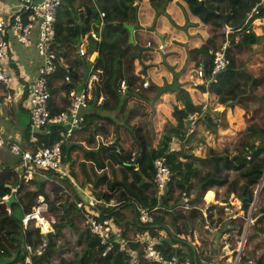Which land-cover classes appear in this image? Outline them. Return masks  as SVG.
I'll list each match as a JSON object with an SVG mask.
<instances>
[{
    "label": "trees",
    "instance_id": "obj_1",
    "mask_svg": "<svg viewBox=\"0 0 264 264\" xmlns=\"http://www.w3.org/2000/svg\"><path fill=\"white\" fill-rule=\"evenodd\" d=\"M94 3L96 7L93 3L84 4L88 14L84 24H77L73 19L64 21L58 16V58L69 66L73 83H64L67 70L58 62V69L50 78L49 89L53 97L62 93L65 98L61 99L59 106L52 100L51 110L53 114L68 110L70 91L79 89L90 76L92 64L87 57L98 52L95 70L103 73L95 93L96 100L92 103L95 112L87 116L86 125L90 129L94 119L98 120L99 111L114 113L131 102L129 122L97 126L107 134H102L104 138L100 134L91 135L87 142L90 149L74 138L63 148V163L69 165L70 178L62 182L75 198L73 202H70L69 195H66L64 203L53 200L45 191V183L34 181L35 191L21 185L18 201L10 208L12 215L8 214L6 203L0 205V264H27L22 220L32 212L39 197L47 203L56 223L55 232L46 236L34 222L27 228V240L33 246L48 242L47 251L34 258V264H130L128 255L119 249L120 241L126 239L123 234H118L117 229H125L126 232L129 225L128 221L123 222L120 209H131L136 214V223H133L140 233H150L155 237H161L162 232L167 233L169 238L160 239L158 249L167 257H177L181 264L215 262L220 251L216 247L218 238L210 239L213 233L206 230L208 226L211 230L218 229L230 235L229 241L235 249L247 229V242L239 264H258L259 260L264 264V114L254 122L248 119L246 129L238 134L235 141L220 148L210 147L204 158L198 157L188 151L186 144L194 143L199 131L188 134L186 118L190 113H200L202 107L193 103L178 81L181 75L198 68L204 69L208 78L213 67V54L227 39L223 30L231 28L232 48L228 50L231 65L219 75L218 83L200 88L211 93L217 105L228 106L239 100L238 106L247 113L264 111V94L262 98L257 95L256 80L247 72L240 73L234 57H231L234 50L240 51L258 42L251 26L255 20L264 22V8L251 19L248 17L261 0H94ZM101 13H105L104 19L109 23L103 32H100ZM125 25L134 27L135 45H130V33ZM92 30L99 34V42L90 34L88 36ZM86 36L92 44L87 47L88 56L82 58L76 46ZM160 36L164 37L168 63L176 66L173 78L170 69L155 66L161 62V55L154 51V46L161 42ZM238 36L241 38L235 40ZM193 39L204 40V44L190 48L189 43ZM137 45L148 50L140 52ZM175 52L178 55H172ZM142 63L150 66L149 81L141 72ZM10 65L15 69L13 62ZM122 81L128 83V96L118 91ZM147 81L148 87L143 89ZM141 89L143 93L137 96ZM173 93L177 94L176 101L184 102L185 109L174 105L176 124L166 125L159 140L148 108L160 97ZM101 96L104 101L98 106ZM232 112L243 116L237 107L229 111L230 114ZM221 115L210 112L198 125L203 123L215 133ZM61 132V128L50 127L36 134L34 142L28 136L30 149L37 151L54 146L61 140ZM83 132L88 135L92 131ZM174 138L180 144L177 152L171 151ZM160 158H166L172 174L161 200L157 196L154 166ZM260 186L258 203L250 217ZM213 190L217 192V201L224 205H206L205 196L215 199ZM80 191H87L98 200L96 207L100 218L110 220L113 225L115 235L110 241L114 242V249L108 253L107 246L101 245L96 236L82 228L81 220L76 225V220L82 216L77 206L81 201ZM11 194V188L0 184V201ZM232 194L243 201L241 210L244 215L235 219L226 214V208H233L230 205ZM184 198L189 199V210L180 208ZM112 200L116 201L115 206H109ZM141 209H157L153 212L152 224L139 221ZM65 228H70L71 233L77 235L75 243L80 248L74 254L71 252L70 234L65 233ZM193 229L200 230L201 250L179 237L181 234L190 236ZM257 238L263 239L256 243ZM130 242L134 250L141 251L135 264H150L143 257L142 249L134 241ZM254 244L256 251L261 250L259 258L247 249ZM68 254L72 257L68 258ZM219 263L232 264L227 259Z\"/></svg>",
    "mask_w": 264,
    "mask_h": 264
},
{
    "label": "built area",
    "instance_id": "obj_2",
    "mask_svg": "<svg viewBox=\"0 0 264 264\" xmlns=\"http://www.w3.org/2000/svg\"><path fill=\"white\" fill-rule=\"evenodd\" d=\"M62 0H15V5L9 9L5 16L0 13V84L10 89L15 83V75L10 69V61L12 59L11 53V39H13L19 45L29 47L34 45L39 57L41 58V66L38 71V77L34 85L32 86L28 99L27 107L30 118L31 133L36 140V134L40 131L49 129L50 127L61 128V140L50 148L38 149L33 151L31 149L24 148L20 143L7 139L0 131V148L8 147L10 152L16 156H19L23 164L24 176L22 183H29L34 177L45 178L51 175L57 174L66 177L63 163V148L68 144L71 138H75L78 132L83 133L84 126L86 125L87 116L90 112V106L93 101L96 100L95 93L97 86L101 81L100 75L102 70H95V64L97 60H94V54L88 56L87 48L84 45L81 46L79 52L80 57H87L89 63L92 64L90 70V76L85 81L80 89L71 90L69 93V108L59 114H53L51 110V101L53 96L49 89L50 78L55 75L58 69V62L64 65V60L58 58V50L56 48V26L58 22V12L61 8ZM264 8V0H261V4ZM261 10L256 7L248 20L253 16L258 15ZM106 17L105 13H101V18ZM227 34L233 32L231 28H225ZM232 34V33H231ZM90 35L95 41H100V36L96 32H90ZM226 36V35H225ZM227 38V37H226ZM227 40L220 49L213 54V67L210 76L206 78L205 70L198 68L194 70L192 80L200 82L201 86L208 88L211 84L218 83V77L221 73L228 69L231 65V59L228 55L230 49V42ZM151 47V45H148ZM67 70L64 83L72 84L73 78L71 70L68 65H64ZM195 83V85H197ZM148 82H145L143 89H147ZM200 87V86H199ZM128 89L127 81H122L119 87V93L125 95ZM208 93V92H203ZM104 101L103 96L98 99V105H101ZM179 109H185L183 101H178ZM4 103L0 101V116L3 113ZM200 113H190L186 118L188 134H192L197 130L198 123L203 121L206 114L210 113V105L206 102L201 104ZM171 151L174 152L173 148ZM250 159V158H249ZM155 184L157 190V196L161 200L164 196L167 187L171 181L172 174L166 158H160L155 161ZM20 186L15 189L11 188L12 195L18 198ZM259 188L255 201L254 208L258 203ZM11 195L4 197L0 201V205L4 204L10 199ZM87 197V196H86ZM98 200L94 197L81 196V201L77 203L78 208L82 213V219L84 225L99 240L101 245L107 246L106 253L114 249V242H111V238L114 237V228L110 220L101 219L100 213L97 209ZM116 201L112 200L109 206H115ZM180 208L189 210L190 202L188 198L183 199V204ZM153 211L140 210V221L143 224H152L154 222ZM229 212L230 209H227ZM8 214L12 215V211L8 208ZM206 215V214H205ZM49 215V207L42 199H38L33 210L30 214L25 215L23 218V232H24V248L27 252L26 263L34 264V258L41 257L48 249V242L43 241L37 247L33 246L27 240V228L30 223L34 222L41 230V234L46 236L50 233H54L52 229L56 221ZM237 216L235 215L234 218ZM251 222V219L249 223ZM46 225L48 228H46ZM206 230L211 229L206 227ZM194 236L187 237L190 244L194 245L195 242H199L200 232L198 229H193ZM137 247H140L143 252V257L150 264H181L177 257H167L158 249L160 244V238L150 235H137L133 240ZM119 249L121 252H125L129 259L130 264L138 262L140 252L134 250L131 246V242L120 241ZM243 253V251L241 252ZM232 264H239L241 254ZM206 264H220L219 262H211Z\"/></svg>",
    "mask_w": 264,
    "mask_h": 264
},
{
    "label": "rangeland",
    "instance_id": "obj_3",
    "mask_svg": "<svg viewBox=\"0 0 264 264\" xmlns=\"http://www.w3.org/2000/svg\"><path fill=\"white\" fill-rule=\"evenodd\" d=\"M84 1L89 3L88 0H84ZM91 1L92 0H90V2ZM90 5H91V3H90ZM63 9L65 11L66 7L62 8L61 10H63ZM72 15H73V13H71V16ZM86 15L88 18V14H86ZM87 18L85 20H87ZM85 20H82V18H81L80 23L84 24ZM181 20L182 19L180 18V21ZM100 22H103V19H100ZM251 30L258 37V42L254 45L245 46L240 51L234 50V53L231 57H234L233 59L235 60V62L237 64V68L239 69L240 73L247 72L249 75H251L256 80V84L258 87L256 86L255 91H256L257 95H259V97L262 98V95L264 94V82H263L264 81V22H261V20L253 21L252 26H251ZM92 31H94V30H92ZM223 33L227 37L225 42H227V40L230 42V43L229 42L228 43L230 44L229 48L231 49L232 46H231L230 34L232 32L230 34H227L225 31V28H224ZM89 34H90V32L88 33V36H89ZM87 38H88V40L86 41V44L88 46H90L92 44V42L89 39V37H87ZM239 38H241V37L238 36L237 39H235V40H238ZM160 44H161V46L159 47V51H158V49L156 50V48H154V51L159 52V53H164V48L166 47V45H165V43L164 44L160 43ZM202 44H204V40L201 42L198 39H193L190 41L189 46H190V48H194V47H198L199 45H202ZM175 53H174V55H178ZM164 54H166V53H164ZM166 55L168 56V54H166ZM174 67L176 68V66H174ZM193 72L194 71H192V72L189 71L186 74H183L179 77L178 81L181 84V88L188 93V95L191 97L193 103H195L196 105H201L202 103L206 102L207 104L210 105L211 112L213 114L219 113V114L223 115V116H219V118H218V128L216 129L215 133L213 131L208 130L203 123L202 124L200 123L197 127V130L199 131L198 139L192 144H186L188 151H191L192 153H194L198 157L204 158L210 147L220 148L223 145L230 143L231 141H235L238 138V134L240 132H243L246 129L247 120L249 118L246 117V113L244 111H241V108L239 106L237 107V110H239V112L242 113L243 116H241V115L238 116V114H235L234 112H232L233 114L231 113L229 115L226 111L229 110V108H231V107H229V105L228 106L217 105L216 98L214 96H212L211 93H203V90L199 87L202 84L200 82L197 83V80H195V79L192 80V78H191L193 76ZM172 74H174V73L172 72ZM195 83H197V85H195ZM176 96H177L176 93L164 95L163 97H161L157 101H155V103L151 107L148 108V110L151 112V121H152V124L154 125V127L156 129L155 131L158 134L159 140L165 131L164 129H165L166 125L176 124V121H175V118L173 115L174 105H176V107L179 108L178 101H176ZM94 112H95V109H94L93 105L91 104L89 115H92ZM256 112H257V114H259L261 116L264 114L263 110H258ZM248 114H250V113H248ZM128 116H129L128 115V105L126 104V106L124 108H121L120 110H117L114 113L102 110V111H100V114H99V118H101V119H98V120L94 119V120L97 121L95 124L96 126L103 127V125H108V124L111 125L113 123H119V124L127 123V122H129ZM252 122H254V121H252ZM88 127H89L88 125H85L83 130H86V129L93 130L94 132L93 131L92 132L95 135H97V134L102 135L103 133L107 134V132L100 131L97 127L92 126L90 129ZM105 127L108 128V126H105ZM102 137H103V135H102ZM74 139L78 140V141H82L83 144L85 146H87V142L89 141V136H87V134L83 136L81 132H78ZM156 144H158V143H156ZM171 148H173V150L175 152L179 151L180 150L179 141L175 139L174 144L171 145ZM5 165L7 166V170H4L5 172L0 170V180H1V178L11 176V179H10L11 183L14 185H18L20 183V179L17 178L16 174L13 173V171H11L9 169L10 164L5 163ZM39 181L45 183V191L50 195V197L53 200L62 201V203L67 201L66 190H68L69 192H71V191L68 189L67 186H65L62 183V181H60V182H49V181H45L43 179H41ZM31 183L29 184V187L33 190H30V191H35V183L34 182H31ZM19 185H23V183L19 184ZM23 188L24 189L27 188L26 184L23 185ZM259 188H258V190H259ZM258 190H257V192H258ZM257 192H256V195H257ZM255 198H256V196H255ZM38 199H42V198L39 197ZM211 199L214 201L213 198H211ZM212 200L208 201L207 197L206 198L204 197V201H205L206 205H217V204H219V203H217V204L209 203V202H212ZM73 201H74V198L70 196V202H73ZM231 201H230V205L233 208H226L227 216H231L235 213H237L236 214L237 217H239V215L243 216L244 212L241 210L242 201L237 200V199H235V200L233 199ZM252 207H253V205H252ZM227 209H230V211L228 212ZM119 211H123V216H124L123 222L126 223L128 221L129 225L126 228V230H127L126 232H125V229H117L118 234H120V235L123 234L124 238L126 240L133 241L137 234H142L138 231L136 225L134 224V223H136V222H134L136 219V214L134 212H132L131 209H128V210L120 209ZM253 211L254 210H252V208H251L250 209V217H251V213ZM49 215L54 220H56L52 214H49ZM250 217L248 219L249 221H250ZM80 220L82 221V224H81L82 228L84 230H87V228L84 225V221H83L81 215H80V218H78L76 220V225L79 224L78 221H80ZM52 229H54V228H52ZM198 232H200L199 229H198ZM65 233L70 234V237H71L70 241H72V246H70V245H68V246H70L72 248L71 252H72V254H74V252L79 251V248H80L75 243L77 235L72 234L70 228H65ZM212 233L213 234H211L209 237L211 240L214 239L213 237L218 238L216 247L218 250H220L218 256L214 260L215 262H221L222 260H225V259H227V260L229 259L228 262L230 260L235 261L238 258V256L240 255V253L245 248V245L247 242V236L245 239V235L242 236V238L240 239V241L237 245L238 246L237 249H235L233 247V244L229 241L230 235L223 234V232L221 230H218V229H213ZM168 238H169L168 234L165 233V237L163 239H168ZM186 238H187V235L185 236V238H184V235H181V237H180V239L186 240V241H188V243H190V241ZM262 239L263 238H257L256 243L261 241ZM199 243L195 242L193 247L195 249L201 250V249H203V247H201V243L200 244ZM221 247H223V248L221 249ZM247 249L251 252V254L253 256H256L257 258H259V256L261 255V250L256 251L255 244L248 246ZM72 254L71 255L68 254L67 255L68 258L72 257ZM236 254H237V256H236ZM232 261H230V262H232ZM222 264H224V263H222Z\"/></svg>",
    "mask_w": 264,
    "mask_h": 264
},
{
    "label": "crops",
    "instance_id": "obj_4",
    "mask_svg": "<svg viewBox=\"0 0 264 264\" xmlns=\"http://www.w3.org/2000/svg\"><path fill=\"white\" fill-rule=\"evenodd\" d=\"M88 1H89V4L93 3L94 6L96 7L94 0H92V2H90V0H88ZM62 2H63V4H62L61 8L59 9L58 16L61 17V19H63L64 21H67L69 19H73L77 24H81L80 23L81 18L83 17L84 20L87 18L86 6L84 5V4H87L86 1H84V0H73L72 2H70V0H62ZM14 5H15V0H0V13L1 12L3 13L2 16L7 15L8 13H4V11L7 12ZM64 7H66V10L65 11H64V9L61 10ZM71 13H73L72 16H71ZM142 30L146 31V28L142 27ZM93 32H95V31H93ZM87 37L88 36H86L85 39H83V43H82V45H84L85 48L88 47V45L86 44V41L88 40ZM160 43H158V44H156V46H154V48H156V50L158 49V51H159V47L161 46ZM11 49H12V53H11L12 59H11L10 63L13 62L16 70L13 69L11 67V65H10V69L13 71L16 80L10 89H8V88H6L0 84V101H2L4 103L3 113L0 116V131L4 134V136L7 139L18 142L24 148L30 149L29 144H28V136L32 142H34L35 139L31 133V129H30V118H29V111H28V107H27V99H28V96H29V93H30L32 86L34 85V83L37 80L38 71H39V68L41 66V58L39 57L37 50H36L34 45L29 46V47H25V46L19 45L13 39H11ZM156 53H159V52H156ZM175 54H177V53H175ZM172 55H174V53ZM174 56H176V55H174ZM98 57H99V53L97 52L94 54V60H98ZM173 76L174 75L171 72V77L173 78ZM146 79L149 81L148 77H146ZM81 86H82V84L79 86V89L81 88ZM141 93H143L142 89H141V91L140 90L137 91V96H139V94L141 95ZM126 94H127V91H126ZM126 94H125V96H126ZM62 98H65V94L60 93L59 96L58 95L54 96L53 97L54 104L57 106L61 105V99ZM127 105H128V111H129L130 110L129 107H131V102H129ZM229 107H230V105H229ZM236 107H238V106H236ZM230 110H231V108H229V110L226 111L229 115H230V113H229ZM232 110H234V109H232ZM241 111H244V110L241 109ZM256 111H258V110L251 111L250 114H248L245 111L244 112L246 113L247 118H249L251 121H256L261 116V115L257 114ZM99 114H100V111L98 112V115ZM221 116H223V115H221ZM98 119H101V118H98ZM96 122L97 121H95V120L93 121V123H94L92 125L93 127H97L95 125ZM86 130L88 131V129H86ZM91 131H93V130H91ZM93 132L88 133L87 136H89V138H90L91 135H95V134H93ZM82 135L84 136V135H86V133L83 132ZM86 147H87V149H90V147L88 145ZM5 163L10 164L9 169L11 171H13V173L16 174L17 178L20 179L19 184H22V179L24 176L23 164L21 162L20 157L12 154L8 147L0 148V168H1L0 170L3 172H5L4 170H7V166L5 165ZM64 171L66 173V177L54 174V175H51L50 177L49 176L46 177L47 179H45V178H41V177L37 176V177H34V179L31 180L28 184L23 183V185L26 184L27 189L33 190L29 187V184L31 182H34V181L40 182L39 181L40 179H43V180L49 181V182H60V181H63V180L70 178L69 165L64 164ZM10 179H11V176L1 178L0 184L4 185L5 187L12 188V189H15L16 187L19 186V184L18 185L12 184ZM213 191L215 192V193L213 192L215 199H214V201L211 199L212 202H209V203H213V204L219 203L220 205H224V204L217 201V199H218L217 192H216V190H213ZM66 194L73 197L72 193L69 192L68 190H66ZM81 196H84L86 199L88 197H93L87 191H80V197ZM205 198H206V196H205ZM233 199L234 200L237 199L234 194L231 195L230 201ZM74 200H75V198H74ZM17 201H18V199H17ZM219 204H217V205H219ZM236 214L237 213L231 215L230 217L233 218ZM240 216H242V215H239V217ZM236 218H238V217H236ZM212 231H213V229L211 230V233H212ZM137 235H142V234H137ZM144 235H146V234H144ZM181 235H184V238L186 236V234H181ZM181 235L179 237H181ZM164 236H165V232H162L160 239L164 238ZM230 261H232V260H230Z\"/></svg>",
    "mask_w": 264,
    "mask_h": 264
},
{
    "label": "water",
    "instance_id": "obj_5",
    "mask_svg": "<svg viewBox=\"0 0 264 264\" xmlns=\"http://www.w3.org/2000/svg\"><path fill=\"white\" fill-rule=\"evenodd\" d=\"M257 8H258V10H262V9H263V5H260V6H258ZM108 24H109L108 21H106L105 19H103L102 26H101V31H100V32H103L104 29H105V27H106ZM242 27H243V24L240 25V26L238 27V30H240ZM125 28H126V29L129 31V33H130V45H135V30H134V27L129 26V25H125ZM160 39H161V43L164 44V37H163V36H160ZM82 43H83V39H81L80 43L76 46L77 51L80 50V48H81V46H82ZM137 47H138V49L140 50V52H143V51L146 50V49L148 50V48H144V47H141V46H139V45H137ZM160 55H161V62H160L159 64L155 65V66H156V67H159V66H165L166 68L170 69L171 72L175 73V67L172 66V65H170V64L168 63V61H167V57H168V56H167L166 54H164V53H160ZM141 65H142V71H141L142 74H143L145 77H148V70H149L150 66H148V65H144L143 63H142ZM128 94H130V93H127L126 96H128ZM238 103H239V100L236 101V102H234V103H230L229 105H230L231 109H234L236 106H238ZM263 182H264V180H263ZM263 182H262V183H263ZM261 186H262V185H261ZM261 186H260V187H261ZM16 202H17V200H16L15 195H12V196L10 197V199L6 202V205H7L9 208H11L12 205H13L14 203H16ZM242 204H243V201H242ZM253 208H254V206L252 207V210H254ZM252 214H253V212L251 213V215H252ZM244 235H245V239H246V236H247V230L245 231ZM190 236H191V237L194 236V235H193V231H191ZM258 264H261V261H260V260L258 261Z\"/></svg>",
    "mask_w": 264,
    "mask_h": 264
},
{
    "label": "clouds",
    "instance_id": "obj_6",
    "mask_svg": "<svg viewBox=\"0 0 264 264\" xmlns=\"http://www.w3.org/2000/svg\"><path fill=\"white\" fill-rule=\"evenodd\" d=\"M20 186V188H21V185H19ZM19 191H20V189H19ZM12 193V192H11ZM11 196H12V194H11ZM16 197V196H15ZM18 198H19V192H18ZM18 198H16V200L18 199ZM38 200V199H37ZM7 202V201H6ZM5 202V203H6ZM37 202V201H36ZM4 203V204H5ZM47 204V203H46ZM9 208V207H8ZM26 215H28V214H26ZM146 225H148V224H146ZM53 228H54V226H53ZM55 230V229H54ZM193 231V230H192ZM144 234H148V233H144ZM144 234H142V235H144ZM150 234V233H149ZM193 235H194V233H193ZM187 237H190L191 238V236H187ZM160 238V237H159ZM188 242V241H187Z\"/></svg>",
    "mask_w": 264,
    "mask_h": 264
},
{
    "label": "bare ground",
    "instance_id": "obj_7",
    "mask_svg": "<svg viewBox=\"0 0 264 264\" xmlns=\"http://www.w3.org/2000/svg\"><path fill=\"white\" fill-rule=\"evenodd\" d=\"M207 200H208V201H210V200H211V198H210V197H207ZM46 228H48V226H47V225H46Z\"/></svg>",
    "mask_w": 264,
    "mask_h": 264
}]
</instances>
